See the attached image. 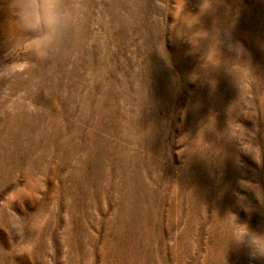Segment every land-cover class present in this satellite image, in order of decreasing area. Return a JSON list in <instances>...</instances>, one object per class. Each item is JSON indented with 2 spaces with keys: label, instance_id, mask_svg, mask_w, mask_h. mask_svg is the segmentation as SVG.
<instances>
[{
  "label": "rangeland",
  "instance_id": "obj_1",
  "mask_svg": "<svg viewBox=\"0 0 264 264\" xmlns=\"http://www.w3.org/2000/svg\"><path fill=\"white\" fill-rule=\"evenodd\" d=\"M0 264H264V0H0Z\"/></svg>",
  "mask_w": 264,
  "mask_h": 264
}]
</instances>
